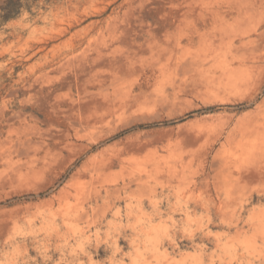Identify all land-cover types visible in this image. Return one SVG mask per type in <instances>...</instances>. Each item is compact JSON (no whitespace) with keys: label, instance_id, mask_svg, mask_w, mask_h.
Returning <instances> with one entry per match:
<instances>
[{"label":"rangeland","instance_id":"374dc122","mask_svg":"<svg viewBox=\"0 0 264 264\" xmlns=\"http://www.w3.org/2000/svg\"><path fill=\"white\" fill-rule=\"evenodd\" d=\"M102 30L0 143V264H264V0H0V102Z\"/></svg>","mask_w":264,"mask_h":264},{"label":"bare ground","instance_id":"6f19581e","mask_svg":"<svg viewBox=\"0 0 264 264\" xmlns=\"http://www.w3.org/2000/svg\"><path fill=\"white\" fill-rule=\"evenodd\" d=\"M117 27V25L109 23L106 30L111 33L116 31ZM120 30L124 34L129 31V28L121 27ZM105 32V30L99 32V37L94 38L97 40L94 44L90 43V39H88L90 44L85 47L82 46L85 42L84 39L66 40L67 54L49 60L43 69L24 86L25 88L23 87L28 93L31 92L28 97L18 99L19 104H14L11 98L8 101L4 99L0 102V143L10 142L15 134L20 136L29 127L30 121L38 117V111L61 105L62 94L58 93V90L67 89L70 92L95 77L94 69L99 66L101 58L109 53L110 44L104 37ZM53 72H58L59 75L54 77L51 75ZM10 95L12 97L19 96L18 91L12 92ZM71 193L73 197L80 200L78 193H73V191ZM60 208L64 212L65 219L72 223L84 219L88 215L84 204H80L79 201L78 204H73L66 200L61 203Z\"/></svg>","mask_w":264,"mask_h":264}]
</instances>
